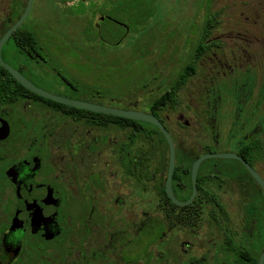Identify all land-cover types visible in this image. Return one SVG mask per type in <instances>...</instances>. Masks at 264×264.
I'll list each match as a JSON object with an SVG mask.
<instances>
[{"label": "flooded vegetation", "instance_id": "af4514ba", "mask_svg": "<svg viewBox=\"0 0 264 264\" xmlns=\"http://www.w3.org/2000/svg\"><path fill=\"white\" fill-rule=\"evenodd\" d=\"M257 1L264 16V0ZM259 21L255 11L253 24L261 22L264 33V17ZM203 45L207 52L196 59L177 103L142 112L172 138L171 191L181 203L192 195L193 163L211 153L208 146L196 156L189 153L203 143L195 135L200 116L204 129L229 132L223 139L236 149L221 154L237 155L264 182L258 171L264 174V37L237 33L207 38ZM42 58L39 52L30 61L45 64ZM82 86H70L74 98H59L129 111L127 102L114 101L118 95L97 89L94 81ZM25 90L0 87V128L7 126L0 139V264H260L264 214L256 205L264 204V192L239 160L202 161L192 202L177 206L165 189L169 149L155 130ZM184 93L196 95L186 102ZM121 97L127 100L126 93ZM211 138L213 145L220 139ZM210 160L232 164L201 172ZM179 162L189 163L183 181L174 177Z\"/></svg>", "mask_w": 264, "mask_h": 264}, {"label": "rangeland", "instance_id": "374dc122", "mask_svg": "<svg viewBox=\"0 0 264 264\" xmlns=\"http://www.w3.org/2000/svg\"><path fill=\"white\" fill-rule=\"evenodd\" d=\"M157 3L149 0H33L22 28L35 34L39 45L43 46L40 54L46 63L31 62L25 55L18 54L12 43L3 46L2 59L46 93L74 98L70 86L81 90L82 85L88 86L91 80L97 89L118 95L114 101L127 102L129 111L147 112L151 101L163 94L189 63L197 43L203 42L201 31L209 11L219 13L217 28L210 38H226L237 33L251 37L254 32L264 37L260 22L264 16L254 0H212L209 7L208 0H157ZM8 4L9 0H0V18L7 13ZM255 11L260 16L257 25L253 24ZM64 67L76 77L68 76ZM125 93L126 101L121 97ZM195 95L184 93L183 100L187 102ZM105 104L116 107L111 101ZM180 112L173 115V122ZM219 117L217 122L222 121L223 117ZM197 122L201 132L195 135L203 143L192 146L189 153L196 156L203 151V146H208L211 154L236 149L233 143L228 144L223 139L229 137V132L223 135L222 130H210L206 126L204 129V116ZM182 131L179 127L177 133ZM213 135L220 138L214 145ZM180 150L176 147L177 153ZM215 163L226 168L232 164L210 160L204 163L201 172ZM255 198H259L258 191ZM234 211L235 207H231V212Z\"/></svg>", "mask_w": 264, "mask_h": 264}, {"label": "trees", "instance_id": "16d2710c", "mask_svg": "<svg viewBox=\"0 0 264 264\" xmlns=\"http://www.w3.org/2000/svg\"><path fill=\"white\" fill-rule=\"evenodd\" d=\"M72 1V0H67ZM151 3H157V0H149ZM26 3H22V0H9L8 11L7 13L0 18V37L7 31V29L13 25L22 15ZM212 4V0H208V7ZM218 12H208L205 16L204 26L202 28L201 39L205 41L207 38H210L212 32L217 28L218 23ZM7 43H12L13 46L17 49L18 54L25 55L29 60H33L35 55H38L40 52V46L37 41L35 34L25 28H22V25L14 31ZM6 43V44H7ZM205 45V44H204ZM202 41L197 43V46L193 50V54L189 63L184 67V69L178 74V76L167 85V88L163 94L159 97L154 98L151 101L150 109L154 111L155 109L165 108L166 106H173L177 103V93L181 87H183L187 79L194 75L196 71V59L199 58L203 53L207 52ZM14 85L21 90L27 92L13 77L12 75L3 67L0 66V87ZM19 96V91L17 92ZM101 116V115H99ZM111 117V116H109ZM119 119V118H116ZM129 126H137L140 122L127 120ZM145 126L150 127L155 130L161 139V144H165V140L161 133L153 126L144 123ZM135 132V130H132ZM189 163L179 162L175 168V180L183 181L180 177L182 173L186 170V167ZM188 208V207H187ZM200 208V207H199ZM198 208V209H199ZM245 212H249V207L246 206ZM257 213L264 214V204L256 205ZM189 212V211H188ZM209 212H214L209 210Z\"/></svg>", "mask_w": 264, "mask_h": 264}, {"label": "water", "instance_id": "95a60500", "mask_svg": "<svg viewBox=\"0 0 264 264\" xmlns=\"http://www.w3.org/2000/svg\"><path fill=\"white\" fill-rule=\"evenodd\" d=\"M32 3H33V0H27L26 7L22 15L20 16V18L0 38V66L6 69L21 86H23L25 89H27L28 91L32 93H35L43 98H46L48 100H51L57 103L69 105L75 108H79V109H83V110H87V111L95 112L99 114L121 117V118L129 119V120H133V121H140V122L148 123L158 128L161 134L163 135L167 143L168 149H169V166H168V171H167L165 189H166V193L168 194V197L177 206H187L192 202L195 196V193H196L195 184H196V174H197L198 167L202 161H205L208 159H236V160H239L245 166L247 171L254 177V179L257 181L258 185L264 192V182L261 180L258 174H256L248 166V164H246L237 155L233 153H225V154H211L210 153V154H206L198 158L193 163L192 169H191L192 195L187 202H184V203L178 202L177 200L173 198L172 191H171V181H172V175L174 172V153H175L174 144H173L172 138L169 135V133L166 131L163 125L153 115L145 114L142 112H136V111H120V110H115V109H111V108H107L103 106L90 105L86 103L70 101V100H66V99L53 96L35 87L33 84L27 81L19 72H17L15 69L10 67L8 64L4 63L2 59V48L5 45V43L9 40L11 35L14 33V31H16L25 22V20L27 19L30 13ZM6 134H7V126L3 124L2 127L0 128V139H4ZM263 259H264V252L260 258V262H259L260 264L262 263Z\"/></svg>", "mask_w": 264, "mask_h": 264}]
</instances>
